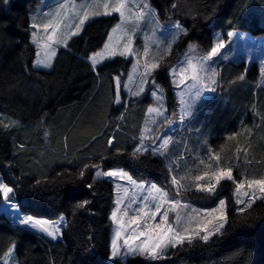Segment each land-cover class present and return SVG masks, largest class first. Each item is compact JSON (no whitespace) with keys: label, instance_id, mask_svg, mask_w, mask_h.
I'll return each instance as SVG.
<instances>
[{"label":"trees","instance_id":"trees-1","mask_svg":"<svg viewBox=\"0 0 264 264\" xmlns=\"http://www.w3.org/2000/svg\"><path fill=\"white\" fill-rule=\"evenodd\" d=\"M37 2L9 0L5 5L0 0V17L11 21L7 30L0 27V117H5L4 122L0 119V173L6 182L19 183L21 190L16 201L22 213L48 219L63 215L65 225L62 238L52 241L13 225L0 212V264L10 248L16 264H105L110 246L108 217L114 202L113 184L107 178L94 181V170L86 171V178L79 179L84 164L120 167L136 179L157 183L169 182L170 171L163 157L150 153L141 154L146 167L136 166L130 155L103 162L99 159L108 148L109 136L115 135L117 147L129 154L138 146L150 103L143 99L132 100L127 108L115 105L116 85L112 77L119 74L125 78L129 62L114 58L98 66V73L91 71L88 56L103 45L109 27L115 24L113 16L88 22L81 35L69 41L71 51L64 48L58 51L50 70L35 69L32 67L35 48L27 29ZM150 3L162 23L166 19L165 10L173 3L181 7L175 14L170 10L167 14L185 21L186 27L192 26V17L197 18L195 30L189 37H179L173 50L162 59L161 67L153 73L169 110L174 106L175 95L167 70L188 44L208 51L221 35L217 32L264 34V0H150ZM244 64L243 58L217 63V90L196 105L187 121L189 131L184 129V157H192L196 164L199 154L209 148L219 165L232 167L237 180L242 175L239 172L264 170V85L258 79L257 63ZM241 75L243 80L239 79ZM234 133V138L229 139ZM167 155L168 160H174L178 154L173 156L168 151ZM73 178L75 183L70 182ZM37 181L41 183L37 185ZM88 183L93 184L92 189L86 187ZM229 184L232 183H221V193L228 203L226 235L213 237L208 244L195 240L192 245L170 248L160 261L130 257L124 264L134 261L264 264V201L257 200L252 208L237 213L231 196L234 187ZM203 197V193L194 189L183 192L185 200L197 205L215 200L214 196ZM85 199L90 204L78 209L76 206ZM249 214L256 217L255 223L242 224L243 216ZM90 248L92 251L86 253Z\"/></svg>","mask_w":264,"mask_h":264},{"label":"snow or ice","instance_id":"snow-or-ice-1","mask_svg":"<svg viewBox=\"0 0 264 264\" xmlns=\"http://www.w3.org/2000/svg\"><path fill=\"white\" fill-rule=\"evenodd\" d=\"M9 0H4V4L8 5ZM143 11L139 13L138 19H156V10L152 4L145 2L141 5ZM181 6L179 4H170V9L165 10V24L170 25L172 29V40H176L178 37H189L190 33L196 28V17H192V26L186 27L185 21L175 19L173 15H168L170 10L175 14L176 10ZM65 4L58 5V8L53 16L51 13H45L42 20H36L32 17V23L27 31L31 32V42L36 45L38 59L33 62V66L42 65L45 69H51L53 67V60L57 57V48L63 47L64 49L71 51L69 41L73 37L81 35L85 29L86 22H91L94 18L100 16H111L114 13L119 14L121 18L125 17V4L124 0H117L115 5L107 3H95L93 5L82 6V15L76 16L75 23L68 24L67 20L72 17L67 16L64 9ZM104 10L101 11L100 9ZM189 15L188 13H183ZM51 17V18H49ZM11 21L7 17H0V27L5 30L10 26ZM120 28L117 25L112 29V32L108 34V40L104 42L102 50L93 52L88 56V60L91 62V71L98 73V64L102 60L112 59L114 57H123L128 59L133 56L135 49L133 48V38L127 34L124 35L123 40L113 41L112 33L116 32ZM43 32V35L39 33ZM234 36L233 31L227 32L228 40H231ZM243 39V36H241ZM226 41L224 39H217L210 47V50L206 55L202 56L193 63L192 60H188L187 68H181V75L179 79H173L172 83L179 87L185 85V92L182 96H187V99H181V115L180 121L184 122L185 116L192 115V109L197 100L205 93H214L217 90L219 81L217 76L219 72L217 68L212 67L208 62L213 61L214 57L220 53L221 49H224ZM42 59H39L41 57ZM228 59L227 56L224 57ZM136 67V65H133ZM161 67L159 63H146L143 65V72L141 74V82L138 89L132 93L134 97H140L141 93L145 92V84L149 82V79L155 80L156 77L153 73ZM264 71V66H262ZM171 75L175 76L173 71ZM99 78V77H97ZM116 83L115 105H123L128 107L132 101L121 99V77H112ZM240 80L244 79V76L239 77ZM186 80H190L191 83L185 84ZM127 88L128 85L124 84ZM153 96H156L155 92H152ZM164 105L161 103L159 108H148L149 113H155L158 116H163V119L168 125L173 124V119H169L164 113ZM175 115V114H174ZM8 126L5 125V128ZM153 129H145L141 133L140 144L133 148L131 153H127L120 147H117V138L115 135L109 136L107 139L108 148L104 155L99 159L103 161L118 158L124 155H130L132 162L136 166H147L145 159H141L142 152L144 154L150 153L151 156L157 155L164 156L167 159V154L163 151L164 148L170 142L171 137L164 136L156 137L151 136ZM147 133V135L145 134ZM234 133L232 137L234 138ZM152 140L151 146H146L144 141L146 139ZM162 139V143H158ZM95 140V137H93ZM115 149V152H113ZM92 177L95 181L98 177H107L110 179H120L127 182L130 187L122 188L118 186L116 191V199L114 201L115 207L112 209L109 220L115 225V231L111 243L109 246L107 260L105 264H124L126 257H139L145 261H160L166 257L168 250L176 249L178 246H182L187 242L188 245H192L194 240L202 241L204 244H208L213 237L224 236L227 234L228 229L225 227L228 224V211L225 199H219L217 207L211 208L209 211L201 212L198 209L193 208L191 212L181 213L178 209L181 207V202L178 199L171 197L170 188L177 189V195H182L180 191L181 185L178 183L175 176H172L170 182H166L164 186H158L156 183L144 184L138 183L128 171L122 168H111L107 171L101 170V164L91 163L84 164V170L79 172V179L86 178V171H93ZM174 171V170H170ZM205 175L195 176L196 181H203ZM17 180L19 178H16ZM231 181L236 189V205H243L236 209L237 213H243L245 208H252L253 204L257 200L264 201V178H246L236 180L233 178L232 167H223L211 172V176L207 183H197L196 191L203 193V198H211L217 195V186L221 184V181ZM72 183L76 182V178H73ZM41 182L37 181V185ZM89 189L93 188L92 183L86 184ZM137 189L140 192H137ZM247 189V191H242ZM21 190L19 183L12 185L5 182L4 179H0V197L3 202L13 210H17L18 203L16 202L17 193ZM121 192L123 195H121ZM129 192L131 195H129ZM146 194L140 196V193ZM257 192L259 195H257ZM247 196L246 200L241 197ZM139 197V199L137 198ZM90 201L85 199L82 204H78L76 207L84 208L85 205H89ZM135 206V207H134ZM184 207H187L186 205ZM175 213L174 219H170L169 213ZM18 222L22 226H26L31 230H35L37 233L42 234L44 237L50 238L52 241H56L62 238L60 225L64 223L65 217L60 216L55 222H50L47 219L36 218L31 214L19 216L17 213ZM158 218V219H157ZM256 217L249 215L243 216L241 223L251 226L255 223ZM234 227V225H229ZM122 240V244L119 241ZM10 248L5 256L12 254ZM92 249H87V252H91ZM5 264H8L5 261ZM133 264H137L136 261Z\"/></svg>","mask_w":264,"mask_h":264},{"label":"rangeland","instance_id":"rangeland-1","mask_svg":"<svg viewBox=\"0 0 264 264\" xmlns=\"http://www.w3.org/2000/svg\"><path fill=\"white\" fill-rule=\"evenodd\" d=\"M104 2H105V0H38L37 4L35 5V7L33 9L34 12H33V14H31V17H30V24L33 22L32 17H35L36 20H42L44 18L45 13H51L54 16L55 12L58 8V5H60V4L66 5V8L64 9V11L67 14V16L72 17V19L67 20V23L72 24V23L77 22L76 21L77 15H82V11H81L82 6H88V5H93L95 3H104ZM106 2L115 5L117 3V0H106ZM144 2H145V0H124L125 17L121 18L119 16V14H117V13H114L113 15H111L115 19V24H113L109 27L107 36L105 37V41H107L108 40V34L110 32H112V29L116 28L117 25H120V28H118L116 32L112 33L113 41H118V40L122 41L125 34H127L133 38V48L135 49V51L133 52V56L129 57L128 59H125V58L119 57V56L114 57V58H118L120 60L122 59V60L130 63V68H129L128 73L126 74L125 78H122L119 74H117L118 76L121 77V88H120L121 99L122 100H128V101H132V100L135 101L136 100L138 102H139V100L147 99L150 102L148 105V108L149 107L159 108L160 104L162 103L164 105L163 110H164L165 115H167L169 117V119H173V124L168 125L167 122L163 119V116H158L155 113H149L148 108H147L141 133L145 129H153V131L151 132V136H156V137H161V138H163L164 136L171 137L169 144L167 145L166 148L163 149V151L166 154H168V151H171L173 156H176L177 154L178 155L174 158V160H172V159L168 160V155H167V159H165L164 156H161V157H163L165 159V163H166V166L168 167L169 171L174 170V171H170V175H171L170 180H171L172 176H175L178 183L182 186L180 189V191L182 192V195H177V189L170 188L171 197L178 199L181 202V207H179V209H178L181 213L191 212L193 208L198 209L201 212L209 211V210H211V208L217 207V205L219 203V199H225L226 204L228 205L227 199L225 198L224 193H221L223 190V188L221 187V184L217 186V192L218 193L216 196L214 195L215 200L208 205H204V204L203 205H197L196 203H192L189 200H185L183 198V192L188 191V189L196 190V184L197 183H202V184L207 183L208 179L211 176L212 171L225 167L224 165H219L218 160H217V156H214V154H212V153L210 154L209 148H204V152L202 154H199L201 156H200V158H198L199 162L196 164H195V161L192 160V157H190V158L184 157V155H185L184 129L186 127L190 128V125H188L187 121L190 118H192L193 111H194V108L196 107V105L201 103L203 101V99L209 95V93L205 92L200 97V99L195 102L193 109H192V115L185 116L184 122L181 123V121H180V115H181L180 101L182 98L187 99L186 95L185 96L181 95L182 93L185 92V85H180L179 87H177L176 85H174L172 83L173 79H179V77L181 75V71H180L181 68H187L188 60H192L193 63H195L197 60H199L200 57L206 55L209 50L203 51L199 47H197L194 43H190L187 45L185 50L180 55L177 56V58L175 57L176 58V59H174L175 61H173V63L168 68L167 74H168L169 79H170L172 91L175 95V103H174V106L172 107V110H169L167 108L166 102L164 100V96H163L162 92L160 91V87L151 78L149 79V82L147 84H145V92L141 93L140 97H134L132 95V93H134L140 85L141 74L144 70L143 65H145L146 63H153V62L159 63V64L162 63L161 62L162 59L165 58V56H167L173 50L175 43L179 39V37H178L176 40H172V29H171L170 25H166L165 23L160 22L158 19L159 16L157 14H156L155 20H153L151 18H148V19H138L137 18L139 13L143 11L141 5ZM147 2L150 3V0H147ZM153 8L156 10V8L154 6H153ZM100 10L103 11L104 9L101 8ZM111 16H108V17H111ZM103 17H106V16H103ZM49 18H51V17H49ZM96 18H100V17H96ZM96 18H94V19H96ZM87 23L88 22H86V24ZM231 31L234 32V36L232 37L231 40H228L226 33H224V35H223V33L217 32L221 35H218L215 38L213 43H215V41L217 39H224L226 41V45H225L224 49H221V51L217 55V57H214L213 61H210L208 63H210L212 65V67L216 68L217 63H219L222 60L226 61L224 59L225 56H227L228 59L234 58V60H239V59L243 58L245 61L244 66H248L251 62L254 61L257 63L258 79L260 81V84L264 85V71H262V66H264V34L257 36V35L251 34L250 32H247V31H238V30H231ZM39 34L43 35L42 30ZM29 36H30V40H31V32L29 33ZM241 36H243V39H241ZM102 47H103V45L99 49H97L96 51H101ZM34 48H35V57H34L33 62L38 59V57L36 55V53H37L36 45H34ZM60 49H63V47L57 48V55H58V51ZM114 58H112V59H114ZM39 59H42V53H41V57H39ZM55 59L56 58H54V60H53V64H54ZM112 59L102 60L101 63L98 64V66H100L103 62H105L107 60H112ZM33 62H32V67L35 69L50 70V69L43 68L42 65H37L34 67ZM88 62L91 65V62L89 60H88ZM133 65H136V67H134ZM173 71H175V73H176L175 76L171 75V73ZM113 81L115 83L114 79H113ZM189 83H191L190 80L185 81V84H189ZM124 84H127L128 87L125 88ZM115 85H116V83H115ZM152 92H155L156 96H153ZM0 119H2L1 121H3V122L5 121L4 116L0 117ZM145 134L147 135V133H145ZM180 142L181 143L183 142V144L181 145L182 148L177 151V148L180 147L179 146ZM158 143H162V139ZM139 144H140V142L138 143V146H139ZM144 144L146 146H151L152 140L150 138L146 139L144 141ZM171 147H172V150H171ZM168 148H169V150H168ZM158 156H160V155H158ZM174 161H175V163L180 162V165H171L170 163H173ZM111 168H120V167H110V168L106 167V168H104V166L101 165L102 171H107ZM262 169L263 168H260V169L252 168L251 171L250 172L247 171V173H246V170L243 171V173L239 172V174L241 173L242 175L239 176L238 180L246 179V178H264V170H262ZM253 171H257V173L253 172ZM205 173H207L208 175L205 176V179L203 181L198 182L195 180V176L205 175ZM98 178H107V177L101 176ZM233 178L236 179V177L234 175H233ZM0 179H4V177L2 176L1 173H0ZM107 179H109L113 184V200L114 201L116 199V191H117L118 186H121L122 188H129L130 187V185L127 182L122 181L120 179H115V180L110 179V178H107ZM134 179H136V178H134ZM136 180L138 183H144L146 185L151 184V183H156L158 186H164L166 184L163 182L157 183L156 181L150 180V179H136ZM170 180H169V182H170ZM222 182H224V181H221V183ZM228 182L232 183L231 181H228ZM229 185H233V187H234L231 191V196H233V200L235 202V198H236V194H237L235 186L233 183L229 184ZM242 191H247V189H244ZM137 192L139 193L140 190L137 189ZM144 194H146V192L140 193V196H142ZM121 195H123L122 192H121ZM129 195H131L130 192H129ZM257 195H259L258 192H257ZM137 198L139 199V197H137ZM241 198L246 200L248 197L242 195ZM185 205L187 207H184ZM236 206H237V208L243 207V205H236ZM114 207H115V204L113 202L111 210L109 211V216H110V213ZM0 212H3L6 216H8V218L10 219V221L12 222L13 225H18V226L25 227V228L29 229L26 226L20 225L18 222L17 213H19V216L26 215L20 211L19 205H18L17 210H13L10 207H8L3 202L2 197H0ZM60 216H63V215H60ZM169 216H170V219H174L175 213L170 212ZM59 217H57L56 219H48V218H41V217H36V218L47 219L50 222H55L59 219ZM64 225H65V221L63 224L60 225L61 230L64 227ZM115 227L116 226L113 225L111 222V232H110V240H109L110 243H111V239L113 238V235H114ZM32 231H35V230H32ZM119 243L122 244V240L119 241ZM185 243H187V242H185ZM13 257L14 256L12 254L10 256H7V257L4 256L3 257V264H5V261H7L8 264H16L15 258H13ZM129 258L130 257H126L124 260V263H126Z\"/></svg>","mask_w":264,"mask_h":264}]
</instances>
